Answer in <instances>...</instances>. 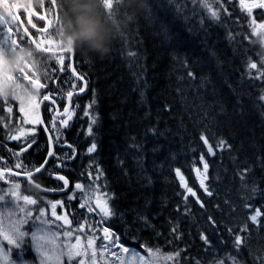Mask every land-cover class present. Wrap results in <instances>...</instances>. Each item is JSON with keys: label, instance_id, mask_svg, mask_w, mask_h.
Listing matches in <instances>:
<instances>
[{"label": "trees", "instance_id": "obj_1", "mask_svg": "<svg viewBox=\"0 0 264 264\" xmlns=\"http://www.w3.org/2000/svg\"><path fill=\"white\" fill-rule=\"evenodd\" d=\"M71 2L54 4L87 83L72 124L85 128L75 158L63 157L60 169L48 165L41 179L64 175L89 185V172L102 173L114 212L105 221L161 253V264H264V78L249 69L256 63L264 72L258 15L251 18L240 0ZM82 24L95 30V44L77 36ZM64 57L63 72L81 87ZM9 135L0 123V154L42 164L45 152L22 151ZM45 135L41 129L30 139ZM23 188L53 200L68 193Z\"/></svg>", "mask_w": 264, "mask_h": 264}, {"label": "rangeland", "instance_id": "obj_2", "mask_svg": "<svg viewBox=\"0 0 264 264\" xmlns=\"http://www.w3.org/2000/svg\"><path fill=\"white\" fill-rule=\"evenodd\" d=\"M5 2L7 0H0V14L3 19L7 16L3 7ZM245 4H255V0H245ZM255 13H258L257 10L249 11L251 18H256ZM59 19H57L59 26L54 27V32H50L53 35L48 36L49 39L56 41L57 48L63 47L61 41H65L66 44L68 42L65 35V21ZM16 29H18L17 22L13 26V30ZM26 40V37L21 34L16 39L17 45L12 46L8 36L0 33V47L5 51L0 52V112H2L0 114L7 116L2 120L0 118V123L2 128L10 133L8 137L19 136V143L29 144L31 142L30 138L39 131L37 127L39 126L37 104L40 99V92L35 90L33 84L24 79V76L25 74L30 76L35 74L32 78L39 79L45 85L43 83L44 78H50L47 75V70H52L51 67L53 66L50 63L52 57L36 54L37 52L33 46ZM8 47H10V50ZM68 54L70 55V52ZM34 55H37V58ZM3 72H7L13 79L6 80ZM50 75L53 76V72ZM54 79L55 77L50 78L51 81ZM76 101L67 127H60L58 119L54 122L53 117L55 116L53 115L50 121L48 120L50 124L48 126L54 139L63 140L62 137L64 139L68 137L73 122L79 115H82V105L79 100ZM21 104L24 107L23 112L20 111ZM8 109H11V111L9 112ZM15 115L18 121L16 126L13 123ZM46 118L48 119V116ZM79 125L81 130L85 128L84 123L81 122ZM77 183L78 181H74L70 191L65 194V198L53 200L46 195H30L28 191L21 188L23 186L19 185L18 188L14 185L9 186L2 183L0 179V264H9V261H11V264H21V261L17 259L21 254H23L25 264H42L41 253L37 252L38 247L43 255L47 257L43 264H81V261L84 264H161L163 259L161 253L147 249L142 244H134L136 239L130 233L121 235L113 230L106 221L99 223L100 216L98 214H89L86 208H80L88 193L76 190L75 184ZM79 183L86 187L89 186L82 181ZM102 191L105 192L103 189ZM13 192L16 193L15 196L12 195ZM23 196H30L32 199L37 200V204H27L23 200ZM54 204L57 205L55 209L52 207ZM41 211L44 212V216L37 220L36 217L39 216ZM53 212H55V215H53ZM27 213L31 215L28 216ZM57 217L66 218L69 223H66L65 219H57ZM25 220L30 221L27 226L22 222ZM85 221H87L89 227L79 232L76 231L81 229ZM93 225H95V231H93ZM104 227H108L114 233V240L111 242L102 238L103 234L100 232L103 231ZM17 228L28 233L24 237V242L27 241V247H24L23 243L21 248H13L7 245V241L2 239V234L13 235ZM66 232H71V235L66 236ZM33 234H35V240ZM77 237H79V240H77ZM93 237L95 239L92 247H86ZM10 248H12L11 252L9 251ZM124 249L128 251H124ZM69 252L75 257L72 261L68 260L67 254ZM77 253L83 254L77 256Z\"/></svg>", "mask_w": 264, "mask_h": 264}, {"label": "snow or ice", "instance_id": "obj_3", "mask_svg": "<svg viewBox=\"0 0 264 264\" xmlns=\"http://www.w3.org/2000/svg\"><path fill=\"white\" fill-rule=\"evenodd\" d=\"M44 3L43 0H40V4L39 7L43 8ZM7 16L2 20V22H0V33H4L5 35L8 36V39L11 42L12 46H16L17 45V41L14 39H11L12 36V28L13 26L16 24L17 20H19V16L14 15L15 13L18 12H23L26 13L27 15V20L28 23L31 25V27L33 29H35L37 26L35 23H32V18L34 16H36L38 18V20L40 21H45V27L44 28H40L37 29V31L47 34L49 31V28L52 27V22L47 20V17L45 15H40L39 13H37L33 7V5L31 7H25L16 3H7L5 2L3 5ZM205 7H209L208 5H205ZM242 7H245L248 11L251 10V8H264V2H261L259 4H252V5H243ZM211 15L213 17H216L217 13L215 11L211 12ZM261 28H264V24L260 25ZM5 29H7V32H5ZM18 29H17V34H18ZM24 33L25 35L28 34V28H24ZM21 39H23V37H21ZM33 44H35V51L38 54H50L53 52V49L57 46L56 41L53 39H49V38H44L39 40V42L33 40L32 41ZM0 52H5L3 50L2 47H0ZM55 59L57 61V63L59 65H61V70L63 71V66L65 65V57L63 55V53L56 55ZM249 69H256L257 72L260 73L261 78H264V72H261L260 69L258 68L256 63H250L249 65ZM35 74H33L32 76H34ZM72 75L75 77V79L77 81H82L84 79L83 76L77 74L75 72V70L73 69ZM3 76L6 80H11L13 79L12 76H10L7 72H3ZM32 76L25 74L24 79L29 80L30 83L35 84L38 88H44L45 85L42 84L39 79H33ZM69 87L73 90H70L67 92L66 94V98L68 100V106L64 107L63 109V113L59 114L58 116L53 117V121L55 122L57 119L59 120V125L60 127L64 128L67 127L69 124V120L72 117L73 114V108L71 107V101H72V97L74 95L77 94L76 89L78 88V92L79 93H83L85 91V87H79L78 84L76 83H72L69 82ZM264 98V97H262ZM52 99V97H50L49 95H45L43 96V100L44 101H48ZM54 99H53V103H54ZM38 106V104H37ZM91 107V105H89V108ZM8 111L10 112L11 109H8ZM20 111L23 112L24 111V107L23 104H21L20 107ZM54 111H56V109H54ZM85 115H88V111H85ZM94 122V121H93ZM91 132V128L89 129V133ZM10 139H20L19 136H11L9 137ZM202 140H204V143L207 144V140L205 138H201ZM223 143V142H221ZM67 147L69 149L72 150V155L68 157V159H74L75 158V150L72 149V146L69 144L67 145ZM95 144H93L90 148H88V152L92 153L95 151ZM23 151V149H22ZM208 151L211 153L213 151L212 147L209 146ZM55 155L54 152L49 151L48 156L51 158ZM201 159L203 160V157H201ZM47 164V160L45 161V164L41 165L40 167L35 168L34 172H27L26 175L29 178H33L34 176L40 174L45 166ZM17 167H22L21 165H17ZM90 167H94L93 165H90ZM205 171H207V164L204 165ZM4 174L0 173V177H2ZM100 175H102V173L97 172V174L95 176H93V174L91 172L88 173V178L90 180V184L89 186H85L82 185L80 183L75 184V189L81 192H86L88 193L87 198L85 199V202L82 203L80 205V208H86L87 212L89 214H98L100 216V221L99 223H103L107 218H110L112 215H114V212L112 211V209L109 207V201L111 199V197H109L107 195V193L102 191V187L99 185V179H100ZM177 175H179V170H177ZM58 180L63 181L64 187L67 188L69 185V181L64 177V176H58L57 177ZM185 188H187V185H183ZM14 187H19V185H14ZM37 188H40V184L37 183L36 184ZM201 187H204V182L201 181ZM205 191H207V188H205ZM187 192L190 195L195 196V193L192 192L191 188H187ZM95 194L94 196L92 194ZM209 195H211V193H208ZM12 195H16L15 192L12 193ZM185 199H187V197H185ZM23 200L29 204V205H35L37 204V200L32 199L30 196H23ZM59 203V202H57ZM57 205L54 204L52 205L53 209H55ZM26 215L30 216V213H27ZM53 215H55V212H53ZM44 216V212L41 211L39 216L36 217L37 220L41 219ZM260 216V212L257 210L256 214L251 216L250 219L253 222L257 221V218ZM57 219H65L66 223H69L66 218H62V217H57ZM23 223H26L27 221H22ZM89 227V225L87 224V221H85V224L81 226V229H77L76 231H81L82 229H87ZM93 231H95V225L92 226ZM175 231V229L173 230ZM28 235V233H26L25 231L19 230L18 228L14 231L13 235H8L7 233L2 234V239L7 241V245L12 246L13 248H21V245L24 243V237ZM66 236H70L71 232H66L65 233ZM104 240H109L110 242L112 240H114V233L111 232V230L108 227H104L103 228V237ZM33 239L35 240V234H33ZM95 239V237L92 238V240H89V243L87 244L86 247L91 248L92 247V243L93 240ZM202 239H206L205 237H202ZM77 240H79V237H77ZM236 242L237 245H239L241 243V239L240 237L236 238ZM9 251H12V248L9 249ZM23 252V250H21ZM124 251H128L127 249H124ZM37 252L41 253V261L42 264L43 262L47 259L46 256L43 255V253L41 252V249L38 247L37 248ZM83 253H77L76 255H82ZM68 256V260L72 261L75 257L72 255L71 252H69L67 254ZM18 260L21 261V264H25L24 262V257L23 254H21L20 256L17 257ZM9 264H11V261H9ZM81 264H84L83 261H81Z\"/></svg>", "mask_w": 264, "mask_h": 264}, {"label": "flooded vegetation", "instance_id": "obj_4", "mask_svg": "<svg viewBox=\"0 0 264 264\" xmlns=\"http://www.w3.org/2000/svg\"><path fill=\"white\" fill-rule=\"evenodd\" d=\"M240 1H241V4L246 5L245 0H240ZM261 2H264V0H255V4H259ZM7 3H16L19 5L25 6V7H29V5H28L29 0H7ZM43 3H44L43 8L39 7L40 0H32L31 5H33V7L37 13H39L40 15H45L47 17V20L52 22V27L49 28L48 33L44 34V33L37 31V29L45 27V21H40V20H38V18L36 16H34L32 18V23H35L37 27L35 29H33L31 27V25L28 23L26 13L18 12L16 14L14 12V15L19 16V20H17L19 31L17 34V29L13 30V28H12L13 34L11 36V39L16 40V39H18V36H20L21 34H23V36H26L27 38H29L28 34L25 35L24 28H28V33L30 35H32V37L34 39H36V41H38V42L40 39H43L44 37L48 38L49 35H53V34H50V32H54L53 28L57 27V25L59 23V21L57 20L58 16H56L57 15L56 14L57 13L56 6L53 4L54 0L53 1L52 0H43ZM53 5H54V7H53ZM242 8L247 10L245 7H242ZM251 10H255V11L257 10L258 13H255V14H256V16L258 15V18H260V20H261L259 22V26L264 24V8H251ZM1 19L3 20L1 14H0V20ZM263 30H264V28H263ZM5 32H7V29H5ZM263 36H264V33H263ZM28 40L29 39H27L26 41L28 42ZM61 42H63V43H61V44H63V47L54 48V49H65V47L66 48L69 47V42H67L68 46H67L65 41H61ZM8 48L10 50V47H8ZM63 55H65L66 57H69L68 53L63 54ZM34 56L37 58V55H34ZM50 63L55 65V66H54V68H52L53 70H51V71L47 70V75L50 76V78L55 77V79L53 81H51L48 76H47L48 78H44L43 83H45V87L40 88V91H39L40 92V99L45 95H49L50 97H52V101L54 99L55 104H57V106L60 108L59 110L63 111L64 107H66V105H67L66 94L68 91H70V90H66V88L68 89L69 82H72V83H75V82L70 77H68V74L66 72H63L61 70V67H59L57 62H55L54 60L51 59ZM52 72H53V76L50 75ZM71 90H73V89H71ZM77 90H78V88L76 89V91ZM80 95H81V93H77L76 95H74L72 97L71 107L73 109L76 105V102H77L76 100L79 99V97H81ZM54 109H56V107L54 108L53 104H51L47 101H44L41 114H43V119L46 123V126L50 125L49 121L51 119V116L52 115L56 116V114H54V112H55ZM46 116H48V119L46 118ZM37 127L39 128V130L42 129L40 126H37ZM69 130H70V135L68 137H65V139L62 137L63 140H60V139L56 140L52 137L53 141H54V149L53 150H54L55 155L53 157L49 158L48 160H47V156H48V152H49V150H48L49 149V143H48V140L46 138V135H45V137H40V138H36V139L32 138V141H31L32 143L30 142L29 144H26L24 142H20V144H22L21 147H22L23 151H25V150L29 151V149H31V151H37L38 154L45 152V154L43 156V160L40 162L43 164V162L47 160V164H46L45 168L48 165L54 164L55 169H60L61 168V162H60L61 159H63V157L64 158L69 157L70 153H71V149H69L67 147V145L70 144L72 146V149L75 150V156L77 154V148L79 147L78 135L81 132L80 127L73 128V126H72ZM22 139H23V137H22ZM18 140H20V139H18ZM13 141H16V140L13 139ZM13 149H16L14 144L9 147V150H10L9 152L11 153V151H13ZM68 151H70V152H68ZM19 162H21V164H23V165H21L22 167L18 168L17 165H20ZM42 164H39V166H41ZM0 165L4 169H8L10 171L17 172V173H26V172H30V171L35 170L34 168H30L31 167L30 163L28 166L27 164L23 163V161H20L16 155H9V156L5 157L3 154H0ZM39 166H37V167H39ZM37 167H35V168H37ZM0 179H1V177H0ZM3 179L7 180V182L4 183V181L1 179L2 183L7 184L9 186L15 185L17 183L18 185L25 187V186H30L31 181H34L36 183H41V184H44V185L51 187V188H54V189H60L63 187L62 181H60L58 179H54L51 176H48V178L46 180L41 179L39 174L34 176L33 178H30V179L29 178H18L16 176H13L12 174H6L3 176ZM28 182H29V184H28ZM23 187H21V188H23ZM23 189H25V188H23ZM54 195L60 196V194H57V193H54Z\"/></svg>", "mask_w": 264, "mask_h": 264}, {"label": "water", "instance_id": "obj_5", "mask_svg": "<svg viewBox=\"0 0 264 264\" xmlns=\"http://www.w3.org/2000/svg\"><path fill=\"white\" fill-rule=\"evenodd\" d=\"M32 0H29V7H31L32 5ZM17 14V13H16ZM1 22H2V19L0 20ZM22 24V23H21ZM28 37H29V39H30V42L32 43V41L33 40H35L36 41V39H34L33 37H32V35H30L29 33H28ZM68 40V42L72 45L73 44V40H71V38H68L67 39ZM33 44V43H32ZM34 45V47H35V44H33ZM73 47H68V48H66V49H60V50H54L53 49V52L52 53H50V54H61V53H69L70 52V67H71V72H73V69L75 70V66H74V52H73ZM75 72H76V70H75ZM77 73V72H76ZM82 83H83V87H85V91H86V87H87V83H86V81L83 79L82 80ZM33 87L35 88V90H40V88H38L35 84H33ZM84 91V92H85ZM77 93H79L78 92V90H77ZM67 101V105L66 106H68V100H66ZM47 102H49V103H51V104H53L54 105V108L56 107V111L54 112V114H56V116H58L59 114H62L63 113V111H60L59 109V107L57 106V104H55V102L53 103V101H52V99H50V100H48ZM43 104H44V100H43V97L39 100V102H38V106H37V111H38V115H39V123H40V127L43 129V131H44V133L46 134V138H47V140H48V143H49V151H52V152H54V141H53V138H52V134H51V131H50V129L48 128V126H46V123H45V121H44V119H43V114H41L42 113V106H43ZM49 153V152H48ZM50 157L49 156H47V160L49 159ZM43 164H45V161L43 162ZM42 164V165H43ZM40 167V166H39ZM35 171V170H34ZM34 171H30V172H34ZM0 173H3L4 175H6V174H12L13 176H16V177H18V178H29L27 175H26V173H17V172H13V171H10V170H8V169H4V168H2L1 167V165H0ZM3 175V176H4ZM2 176V177H3ZM60 176H64V175H60ZM68 181H69V179L67 178V176H64ZM30 179V178H29ZM5 182H7V180H4ZM31 183L34 185L33 187H36V182H34V181H31ZM62 183H63V181H62ZM71 183H70V181H69V185H68V187L67 188H65L64 187V184L62 185L63 187L62 188H60V189H54V188H51V187H45V186H43L42 187V185H40V188H37V189H39L41 192H43V193H49V194H54V193H57V194H62V193H66V192H68L69 190H70V188H71ZM102 234H103V231L101 232Z\"/></svg>", "mask_w": 264, "mask_h": 264}, {"label": "clouds", "instance_id": "obj_6", "mask_svg": "<svg viewBox=\"0 0 264 264\" xmlns=\"http://www.w3.org/2000/svg\"><path fill=\"white\" fill-rule=\"evenodd\" d=\"M144 2H145V0H144ZM81 28L83 29V31L78 32L77 36L82 35L84 37V39L91 40L93 42V44H95L96 41L93 39V37L95 35V30H93V32L90 33L86 30V26L83 24L81 25ZM257 42L259 43V38L257 39Z\"/></svg>", "mask_w": 264, "mask_h": 264}]
</instances>
